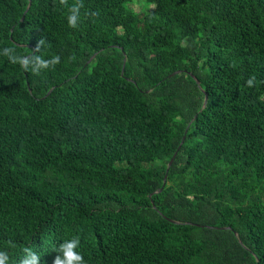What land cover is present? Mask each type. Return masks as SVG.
I'll list each match as a JSON object with an SVG mask.
<instances>
[{
	"label": "trees",
	"instance_id": "16d2710c",
	"mask_svg": "<svg viewBox=\"0 0 264 264\" xmlns=\"http://www.w3.org/2000/svg\"><path fill=\"white\" fill-rule=\"evenodd\" d=\"M129 1L0 0L5 264H264V0Z\"/></svg>",
	"mask_w": 264,
	"mask_h": 264
},
{
	"label": "clouds",
	"instance_id": "9594fccd",
	"mask_svg": "<svg viewBox=\"0 0 264 264\" xmlns=\"http://www.w3.org/2000/svg\"><path fill=\"white\" fill-rule=\"evenodd\" d=\"M78 19V13L77 9L73 8L71 10V14L67 16V23L70 27H76ZM8 49H5V52H8ZM10 59H13L14 61L19 59L17 57H10ZM57 58H53L52 60H41L39 58H35L33 61H29L27 59H19V63L23 68L27 70L28 65L32 64V71H39L40 69L48 67L50 64H55ZM249 85L251 84V81L249 80L247 82ZM78 241L73 238L70 241H66L64 244L60 246V251L62 252V257H56L54 258L53 264H81V256L78 252H73L72 248L74 246H77ZM29 255H31V252H28ZM7 260V256L0 252V264H5V261ZM36 256L32 257L31 264H35ZM27 264V262H25Z\"/></svg>",
	"mask_w": 264,
	"mask_h": 264
},
{
	"label": "rangeland",
	"instance_id": "374dc122",
	"mask_svg": "<svg viewBox=\"0 0 264 264\" xmlns=\"http://www.w3.org/2000/svg\"><path fill=\"white\" fill-rule=\"evenodd\" d=\"M126 5L134 11H146L152 6L146 0H130Z\"/></svg>",
	"mask_w": 264,
	"mask_h": 264
},
{
	"label": "water",
	"instance_id": "95a60500",
	"mask_svg": "<svg viewBox=\"0 0 264 264\" xmlns=\"http://www.w3.org/2000/svg\"><path fill=\"white\" fill-rule=\"evenodd\" d=\"M29 4V3H28ZM25 12V11H24ZM22 17H23V14H22V16H21V18L20 19H22ZM124 60V59H123ZM121 72H122V70H121ZM174 72H172L171 74H173ZM194 78V77H193ZM205 103H206V95H204V99H203V106L205 105ZM186 129V128H185ZM184 132H185V130H184ZM183 138V137H182ZM174 154H175V152L172 154V156L169 158V160H168V162L166 163V169L165 170H167V168H168V166L170 165V163H171V161H172V159H173V156H174ZM164 180H165V175L163 176V180H162V183H164ZM173 223H176L175 221H172ZM208 227H210V226H208ZM214 228H217V227H214ZM220 229H223V228H225V229H229V227H219ZM238 242L241 244V242H240V240L238 239Z\"/></svg>",
	"mask_w": 264,
	"mask_h": 264
}]
</instances>
